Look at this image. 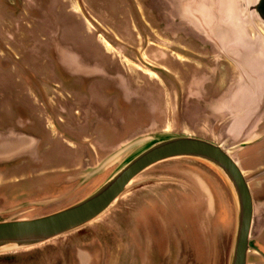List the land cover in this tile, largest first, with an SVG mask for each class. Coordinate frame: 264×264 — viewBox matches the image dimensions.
<instances>
[{
    "label": "rangeland",
    "instance_id": "1",
    "mask_svg": "<svg viewBox=\"0 0 264 264\" xmlns=\"http://www.w3.org/2000/svg\"><path fill=\"white\" fill-rule=\"evenodd\" d=\"M182 2L0 0V8H13L0 11V93L20 88L25 73L36 79L34 89L43 82L38 77L45 78L46 92L30 100L26 119L45 126L48 136L39 153L22 161L23 176H30L23 189L7 172L11 166L0 168V222L31 220L80 202L163 139H224L233 66L181 11ZM108 86L111 94L101 95ZM10 104V96L0 97L4 111ZM3 115L8 121L11 113L6 120ZM87 120L95 124L81 144L90 150L88 160L66 153L60 160L47 150L54 141L68 145L70 127L86 132L76 126ZM36 126L24 129L38 135ZM260 152L255 171L264 168ZM57 174L62 181L54 184ZM262 184L263 177L251 184L257 221L264 211ZM237 200L231 181L213 164L168 160L137 176L91 223L43 243L1 246L0 264H230ZM263 230L257 222L248 264H264Z\"/></svg>",
    "mask_w": 264,
    "mask_h": 264
},
{
    "label": "water",
    "instance_id": "2",
    "mask_svg": "<svg viewBox=\"0 0 264 264\" xmlns=\"http://www.w3.org/2000/svg\"><path fill=\"white\" fill-rule=\"evenodd\" d=\"M183 13L196 24L203 35L237 68L244 81L243 89L252 95L242 103L239 117L231 116V94L226 105L229 123L221 142L205 138L176 136L161 141L141 152L110 178L96 192L58 212L35 219L0 222V247L3 245H34L77 230L104 214L125 192L131 182L152 166L176 158H197L220 169L231 181L238 203V223L230 264H248L251 237L257 221L250 180L237 159V153L251 135V126L264 106V0H189ZM184 7V5H183ZM243 12L257 23L247 29ZM29 139L30 147L4 156L10 161L17 155L34 154L37 140L31 134L16 133ZM17 148V147H15ZM24 149V150H23ZM235 153V155H234ZM262 216V215H261Z\"/></svg>",
    "mask_w": 264,
    "mask_h": 264
},
{
    "label": "flooded vegetation",
    "instance_id": "3",
    "mask_svg": "<svg viewBox=\"0 0 264 264\" xmlns=\"http://www.w3.org/2000/svg\"><path fill=\"white\" fill-rule=\"evenodd\" d=\"M187 1H189V0H183L182 6H181L182 7L181 11H186L185 10V7H186L185 4L188 3ZM243 1H245V0H243ZM183 5H184V7H183ZM179 11H180V9H179ZM243 17H245V21L247 22L246 23L247 29L254 28V26L257 27V25H258L257 23H255V22H253V21L248 19L247 12L246 13L243 12ZM258 28L262 29V27L260 25H258ZM9 59H13V62L11 61V63H13V64L14 63H16V64L18 63L17 57L9 56ZM25 74H26L25 76L21 75V79H23L22 80L23 83H21V87L20 88L16 87L18 90H15V91H17L19 93L20 97L25 99V100H23V102L20 101L19 103H15V102L11 101V104L9 106L10 108L9 107L6 108V110L8 109L11 112V115H10L11 119H8V121H3V117H2V115H0V117H1L0 118V132L8 133V135H9V136H5L4 137V142L6 144H8L7 148L8 147L10 148L11 146H13V148L14 147L19 148L20 147L19 145L29 148L30 147L29 142L25 138L19 137L16 133H24V132H26V133L31 134V132L29 130H27V129L34 128L36 126V124H34V123H32V122H30V121H28L26 119V118H28L27 114H28V111L30 110L29 109L28 95H27L28 91H29L28 89L30 88L31 90L35 91V90H38V88H39L40 91H41V93H39V95H42L44 91L41 90L42 89L41 85H37V89L36 88L35 89L31 88V79H34V81H36V79L33 78V77L31 78L30 73H25ZM61 79H62L61 76L57 77V81H59V82L54 83V86H60V82H62ZM89 81H93V80H89ZM243 83H244V81L241 79V77H240V75H239V73L237 71V68L235 66H233V81H232L233 88H232V91H231L232 94H231L230 98H231V111H232L231 112V116L234 119L239 117V113H240L239 109L241 108V104L242 103H247L248 101H250L252 99V95L249 94L247 92V90L243 89ZM54 91L56 92L55 88H54ZM88 91H89V89H86L85 92H88ZM11 92H12V90H11ZM11 92H6V93H2V94L0 93V97L10 96L11 99L14 98L16 100V97H13L12 96L13 94ZM100 93L103 96H109L111 94V87L110 86L104 87L103 89H101ZM88 95L89 94L87 93V96ZM87 105H88V103H87ZM91 106H93L92 103H91ZM124 109H125V104L118 103L117 110L118 111H124ZM2 110H3V108L0 109V112H2ZM4 119L6 120V118H4ZM12 120H13V124L8 126V124L6 122H11ZM88 122L90 124L94 123V122H90L89 120H88ZM24 128H27V129L25 130ZM37 128H38V135L37 136L40 137V142H39V144L37 146V152L39 153L40 150H41V143L44 141V139L47 140L48 136H46V132L47 131L45 129V126L42 127L41 125H39ZM250 131L252 132L251 133L252 134V138H255V139H251L249 137V139L246 142H244L242 145H247V147H246V150H248L247 156H251V158L252 157L253 158H257L259 156L260 150H262V148L264 149V147H262V146H264L263 145V143H264V106H263L260 114L257 116V120L253 123V125L251 126V129H249V132ZM62 134L63 133H61V135ZM53 138H54L53 140H58V136H55ZM68 138L70 140L73 139V138L70 137V135L68 136ZM57 142L58 141H54L52 143V145L50 147H48V149L47 148L46 149L51 151V152H52L53 149L56 151L59 147H61L60 144H63V145H66V146L70 147L69 144L67 145V140H65V143L63 141H59L58 143ZM82 144H84V142ZM13 153H14V151H13ZM53 154H55V153L53 152ZM239 154H240V152L238 151L237 156H239ZM32 157L33 156L28 153L26 155H22L20 157H17L16 159H13V160H10V161H0V168L2 169V167L12 166V165H14L16 163H19L21 161H26L28 158L32 159ZM28 174L29 173H27V177L24 178V181H26V182L29 181V177L30 176ZM58 176L59 175L57 174L56 178H54V180H53L54 184L58 183V180H60V182L62 181V179H59ZM262 177L264 178V168L262 170L257 171V172H255L254 174L251 175V177L249 178L250 186H251V184L253 182H256L257 179L262 178ZM46 180L47 179H44L43 182L41 183V186L44 187V188H46L45 186L47 185V183H46L47 181ZM26 182H24V183H26ZM48 182H51V180H48ZM39 185H40V183H39ZM59 185L60 184H56L54 186H59ZM262 186L264 188V184H262ZM60 187H61V185H60ZM260 220H262V222H264V211L262 213V216H261Z\"/></svg>",
    "mask_w": 264,
    "mask_h": 264
},
{
    "label": "crops",
    "instance_id": "4",
    "mask_svg": "<svg viewBox=\"0 0 264 264\" xmlns=\"http://www.w3.org/2000/svg\"><path fill=\"white\" fill-rule=\"evenodd\" d=\"M0 11H13V8L12 7H8L7 9H3V8H0ZM45 79V78H44ZM43 79V77L41 78V77H38V80H42L43 82L41 83V85L42 86H44V84H45V86L47 85V83L45 82V80ZM18 85V84H17ZM15 90H18L16 87H13L12 88V96L13 97H16V100L13 98V99H11V101L12 102H15V103H19L20 101H22L23 102V100H25V99H23V98H21L20 97V95H19V93L17 92V91H15ZM29 91H28V101H29V103H30V100L34 97V96H36L37 95V93H38V95H39V93H41V91H40V89L38 88V92H36V90L35 91H33V90H31L30 88L28 89ZM41 90H43L44 92H46V90H45V88L44 87H42V89ZM16 95V96H15ZM32 101H33V99H32ZM30 105L31 104H29V108H30ZM32 106H35V107H33L32 108V110L33 111H35V110H37V111H39L40 109H39V107H36V104L35 103H33V105ZM103 106L102 107H100L99 109L101 110V111H104L105 109L103 108ZM106 110H108V109H106ZM4 111V109L2 110V112ZM6 111V112H5ZM4 111V113L3 114H5L6 113V116L5 115H3L5 118H7L8 117V115H7V113H11L10 112V110H5ZM10 119V118H9ZM83 128V130H84V128L86 129V132H84V131H81V133H79V130H76L75 131V133L73 132V129H71V127H70V131H69V135H70V137L71 138H73L72 140H70V141H68V144L70 145V147L69 146H66V145H64V148L62 147V144L60 145L61 147H59L56 151L55 150H53L54 151V153H55V156L56 155H58L59 154V158H60V160H61V156H63L62 154H64V153H66V154H69L71 157H74V158H80V157H84V159H87L88 160V156H87V151H90V150H88V148L87 147H84L83 145H81L83 142H87V141H89V138H87V136H88V132H89V129H91V130H93L94 128H95V124L94 123H92L91 125L89 124V122H88V120H87V122L85 121H81V123L80 124H77V126H76V128ZM24 133H26V132H24ZM92 133V132H91ZM26 134H29V133H26ZM81 134V135H80ZM94 134V132L92 133V135ZM31 135L32 136H34L36 139H38L37 141V146H38V144H39V142H40V137L39 136H37L36 134H32L31 133ZM86 135V136H85ZM5 136H9L8 135V133H3V132H0V154H2V155H4V156H7V155H10L11 153H13V151L15 152V151H17V150H19L18 148H13V146H11L10 148L8 147L7 148V146H8V144H6L5 142H4V137ZM85 136V137H84ZM75 139V140H74ZM28 142H29V144H30V140L29 139H26ZM26 141V142H27ZM37 146H36V148H35V152H37ZM22 148H24L25 149V146H21ZM61 148H63V149H61ZM23 149V150H24ZM242 149H244V148H242ZM34 152V153H35ZM31 155H33V154H31ZM84 155V156H83ZM20 156H22V155H17L16 157H15V159L17 158V157H20ZM57 157V156H56ZM63 157H65V156H63ZM237 159H238V161H239V163L241 164V167H242V169L244 170V172H245V175H248V173L249 174H254L255 172H257V171H255L256 169H254V166H252V165H254L255 164V162H256V158H251V156H247V155H240L239 154V156L237 157ZM59 160H57V162H58ZM253 167V168H252ZM24 163L21 161V162H19V163H16V164H14V165H12L11 166V168H10V171H7V172H11L14 176H17V178L15 179H13V182L14 181H16V184H18V185H16V186H19V188H18V190H20V189H23L24 187L22 186L23 184H24ZM22 175V177L20 178V176ZM251 187V186H250ZM22 191V190H21ZM264 231V230H263ZM262 234H261V236L263 235L264 236V232H261ZM263 236H262V239H263ZM261 250H262V253L264 254V247H262L261 248Z\"/></svg>",
    "mask_w": 264,
    "mask_h": 264
}]
</instances>
